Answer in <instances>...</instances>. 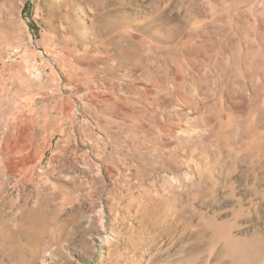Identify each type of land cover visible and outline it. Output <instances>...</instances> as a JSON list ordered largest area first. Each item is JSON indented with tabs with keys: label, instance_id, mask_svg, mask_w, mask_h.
Masks as SVG:
<instances>
[{
	"label": "rangeland",
	"instance_id": "obj_1",
	"mask_svg": "<svg viewBox=\"0 0 264 264\" xmlns=\"http://www.w3.org/2000/svg\"><path fill=\"white\" fill-rule=\"evenodd\" d=\"M0 264H264V0H0Z\"/></svg>",
	"mask_w": 264,
	"mask_h": 264
}]
</instances>
